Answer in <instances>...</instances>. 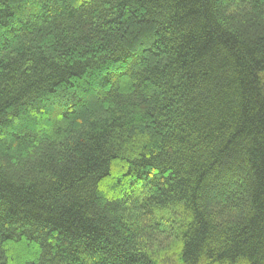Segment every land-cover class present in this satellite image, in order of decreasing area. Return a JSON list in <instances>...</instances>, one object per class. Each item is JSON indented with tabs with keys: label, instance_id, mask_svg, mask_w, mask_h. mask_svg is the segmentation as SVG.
I'll return each mask as SVG.
<instances>
[{
	"label": "trees",
	"instance_id": "16d2710c",
	"mask_svg": "<svg viewBox=\"0 0 264 264\" xmlns=\"http://www.w3.org/2000/svg\"><path fill=\"white\" fill-rule=\"evenodd\" d=\"M0 264H264V0H0Z\"/></svg>",
	"mask_w": 264,
	"mask_h": 264
}]
</instances>
